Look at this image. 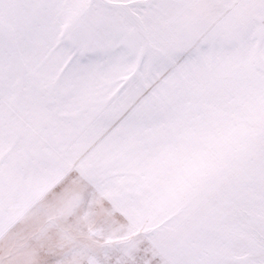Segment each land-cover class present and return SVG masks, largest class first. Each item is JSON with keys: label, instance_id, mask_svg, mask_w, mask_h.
<instances>
[{"label": "snow or ice", "instance_id": "1", "mask_svg": "<svg viewBox=\"0 0 264 264\" xmlns=\"http://www.w3.org/2000/svg\"><path fill=\"white\" fill-rule=\"evenodd\" d=\"M0 240L264 264V0H0Z\"/></svg>", "mask_w": 264, "mask_h": 264}, {"label": "rangeland", "instance_id": "2", "mask_svg": "<svg viewBox=\"0 0 264 264\" xmlns=\"http://www.w3.org/2000/svg\"><path fill=\"white\" fill-rule=\"evenodd\" d=\"M20 237H19V246L27 249L29 242L32 240L33 236V230L30 225H22L20 229ZM7 241L6 240H0V255H3V251L5 248ZM20 260L23 261L24 257L23 254L20 255Z\"/></svg>", "mask_w": 264, "mask_h": 264}]
</instances>
